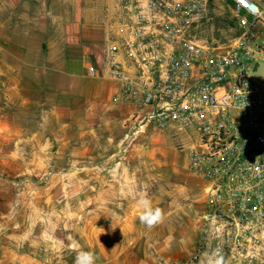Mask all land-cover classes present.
I'll list each match as a JSON object with an SVG mask.
<instances>
[{"label": "crops", "instance_id": "obj_1", "mask_svg": "<svg viewBox=\"0 0 264 264\" xmlns=\"http://www.w3.org/2000/svg\"><path fill=\"white\" fill-rule=\"evenodd\" d=\"M106 6L0 0V264H74L80 250L96 264H189L200 243L215 250L192 138L141 126L113 99ZM139 192L165 213L153 228Z\"/></svg>", "mask_w": 264, "mask_h": 264}, {"label": "built area", "instance_id": "obj_2", "mask_svg": "<svg viewBox=\"0 0 264 264\" xmlns=\"http://www.w3.org/2000/svg\"><path fill=\"white\" fill-rule=\"evenodd\" d=\"M212 0H107L106 71L132 121L187 133L208 183L203 233L224 264H264V0L230 3L240 29L221 50L192 34Z\"/></svg>", "mask_w": 264, "mask_h": 264}, {"label": "rangeland", "instance_id": "obj_3", "mask_svg": "<svg viewBox=\"0 0 264 264\" xmlns=\"http://www.w3.org/2000/svg\"><path fill=\"white\" fill-rule=\"evenodd\" d=\"M239 27L236 19L232 15L230 3L227 1L212 0L207 7L205 14L194 26L193 36L204 46L221 50L229 47L236 36L239 34ZM183 145H179L181 148ZM92 161L89 166H92ZM26 161H17L13 166H26ZM5 169L10 170L9 167L0 164V176L6 177ZM31 178L33 182L40 179L39 177L26 176ZM25 177V178H26ZM206 244L200 243L198 245L197 253L192 257L189 264H201V257L208 252Z\"/></svg>", "mask_w": 264, "mask_h": 264}, {"label": "clouds", "instance_id": "obj_4", "mask_svg": "<svg viewBox=\"0 0 264 264\" xmlns=\"http://www.w3.org/2000/svg\"><path fill=\"white\" fill-rule=\"evenodd\" d=\"M137 208L140 210L139 221L148 228H153L162 223L165 218L164 211L159 207H153L152 201L146 192L135 195ZM74 264H96V256L91 251L80 250L76 253ZM201 264H224V257L220 250L204 253Z\"/></svg>", "mask_w": 264, "mask_h": 264}, {"label": "water", "instance_id": "obj_5", "mask_svg": "<svg viewBox=\"0 0 264 264\" xmlns=\"http://www.w3.org/2000/svg\"><path fill=\"white\" fill-rule=\"evenodd\" d=\"M254 75L257 78L264 79V63H258V66H257L256 70L254 71Z\"/></svg>", "mask_w": 264, "mask_h": 264}]
</instances>
